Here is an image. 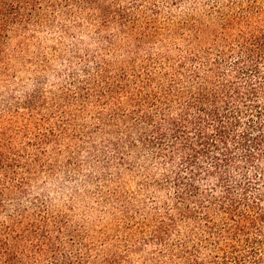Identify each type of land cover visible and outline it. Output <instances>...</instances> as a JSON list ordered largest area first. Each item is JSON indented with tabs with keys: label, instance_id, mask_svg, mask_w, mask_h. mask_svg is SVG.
Listing matches in <instances>:
<instances>
[{
	"label": "trees",
	"instance_id": "16d2710c",
	"mask_svg": "<svg viewBox=\"0 0 264 264\" xmlns=\"http://www.w3.org/2000/svg\"><path fill=\"white\" fill-rule=\"evenodd\" d=\"M162 2L0 0V264H264V0ZM79 18L96 45L72 44L48 95L39 32ZM84 169L116 182L98 243L34 192Z\"/></svg>",
	"mask_w": 264,
	"mask_h": 264
},
{
	"label": "rangeland",
	"instance_id": "374dc122",
	"mask_svg": "<svg viewBox=\"0 0 264 264\" xmlns=\"http://www.w3.org/2000/svg\"><path fill=\"white\" fill-rule=\"evenodd\" d=\"M129 0H117L120 4L126 5ZM149 2H155L159 8V16L162 18L167 13V3L162 0H149ZM150 5H147L149 7ZM144 9H146L144 7ZM146 11L149 12L147 8ZM178 12V11H177ZM58 21L63 20V17L58 16ZM81 22V28L78 29L72 21H66L69 31L67 34L58 36L46 28H43L39 32V39L43 42L44 51L49 57V67L44 74L43 89L50 95L51 91L57 90L58 80L56 73L67 74L70 71L69 56L71 54V46L73 43L78 46H87L88 48H94L97 42V36L93 32V26L84 18H79ZM109 31V30H108ZM108 31H106L108 33ZM15 44V40H11L10 46ZM54 48L62 50L63 55L54 54ZM32 50V49H30ZM28 54H31L28 53ZM13 72L11 77V91L14 94H20L22 88L25 90L30 88L33 84V71L35 65L25 70L22 67V63L14 62L12 64ZM29 70V71H28ZM64 76V75H63ZM6 82H9L6 81ZM20 82V83H19ZM0 84H4L0 82ZM24 86V87H23ZM2 91L3 88H1ZM83 159V154L80 155ZM88 171L84 169L82 172L70 173L68 176L57 174L53 179L40 178L37 186H35L34 192L36 194L44 195L51 203L53 208L64 212L67 215L72 228H79L93 237V240L98 243V237L107 235L113 237L117 233V228L113 224V218L119 217L116 211H113L114 206H117L115 199L109 197V201L106 204H102L101 199L116 186V182L111 181L109 183L102 181L100 178V170L93 172L90 176H87ZM139 179L133 178L129 173L123 174V179L120 182L121 189L128 193L135 195L140 199L144 198L142 190L139 191L137 183ZM135 193V194H134ZM103 194V195H101ZM135 197V198H136ZM136 203H139L136 200ZM87 235V234H86ZM131 261L138 263V255H132Z\"/></svg>",
	"mask_w": 264,
	"mask_h": 264
}]
</instances>
